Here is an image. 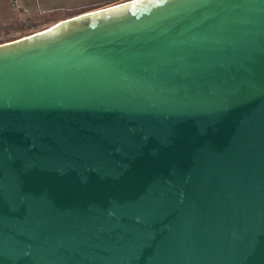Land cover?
<instances>
[{
    "label": "water",
    "instance_id": "water-1",
    "mask_svg": "<svg viewBox=\"0 0 264 264\" xmlns=\"http://www.w3.org/2000/svg\"><path fill=\"white\" fill-rule=\"evenodd\" d=\"M0 264H264V0L0 43Z\"/></svg>",
    "mask_w": 264,
    "mask_h": 264
},
{
    "label": "crops",
    "instance_id": "crops-1",
    "mask_svg": "<svg viewBox=\"0 0 264 264\" xmlns=\"http://www.w3.org/2000/svg\"><path fill=\"white\" fill-rule=\"evenodd\" d=\"M124 0H0V20L45 19L43 25Z\"/></svg>",
    "mask_w": 264,
    "mask_h": 264
},
{
    "label": "rangeland",
    "instance_id": "rangeland-1",
    "mask_svg": "<svg viewBox=\"0 0 264 264\" xmlns=\"http://www.w3.org/2000/svg\"><path fill=\"white\" fill-rule=\"evenodd\" d=\"M79 14H76V15H79ZM76 15H73V16H76ZM73 16H70V17H73ZM66 18H69V17H66ZM44 20L45 19H41L39 21L38 20L35 21L32 19L13 20V21L0 20V43L11 41L19 37H22L24 35L31 34L39 30H42L44 28H47L46 27L47 25L42 24Z\"/></svg>",
    "mask_w": 264,
    "mask_h": 264
}]
</instances>
